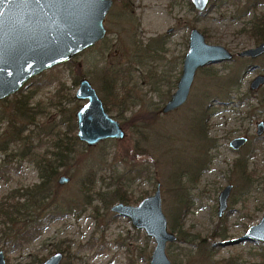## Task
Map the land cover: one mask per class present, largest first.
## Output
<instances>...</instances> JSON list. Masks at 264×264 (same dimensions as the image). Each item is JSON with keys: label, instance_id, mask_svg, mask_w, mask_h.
<instances>
[{"label": "rangeland", "instance_id": "obj_1", "mask_svg": "<svg viewBox=\"0 0 264 264\" xmlns=\"http://www.w3.org/2000/svg\"><path fill=\"white\" fill-rule=\"evenodd\" d=\"M112 1L104 19L103 39L74 56L75 63L70 59L43 71L0 101V147L7 143L3 133L10 119L26 137L24 142L10 141L6 153L0 151L2 205L22 202L14 196L18 195L15 191L22 193L40 181L35 164L23 155L24 151L34 150L40 141L37 153L51 150L50 142L68 134L71 125L76 135L75 113L84 103L75 97L79 80L87 78L102 96V70L112 67L126 71L116 85L126 97V109L108 112L121 123L125 137L94 146L77 141L74 157L60 169L52 187V198L63 212L51 218L48 211H42L37 219L39 235L31 241L12 243L24 216H17L18 223L10 229L0 211V250L6 264H39L61 249L65 251L60 264H148L154 240L134 228L129 218L110 210L118 202L112 192L122 183L121 191L131 197L128 204L136 205L153 194L159 182L168 229L178 236L170 227L177 213L172 174L177 166H191L195 154L189 134L191 117L194 110H199L197 103L205 91L214 92L213 75L222 76L243 66L247 68L240 70L241 87L232 101L211 102L208 134L216 145L210 150L211 161L198 183H186L190 206L180 218L186 240L177 238L168 243L166 253L172 264H207L199 249L212 247L207 259L210 264H264V242L240 240L247 226L257 223L264 212V133L255 136L256 123L264 121V85L258 91L249 89V82L257 74H264V55L256 59L236 56L255 45L241 30L253 15L264 13V2L242 15L245 0H221V4L208 5L203 12H197L190 0ZM193 27L205 35L207 42L230 50L234 58L199 69L187 101L178 109L162 113V105L175 90ZM166 93L170 95L165 97ZM242 97L243 103L239 104ZM18 100L24 101L31 123L14 112ZM156 104L159 109L152 115ZM43 133L51 135L45 137ZM237 135L248 136L249 143L235 153L228 141ZM249 152L251 182L242 187L233 162ZM61 174L70 178L68 183L57 184ZM227 184L233 188L227 208L218 216L217 196ZM86 200L89 205H85ZM36 210L31 212L36 214Z\"/></svg>", "mask_w": 264, "mask_h": 264}, {"label": "water", "instance_id": "obj_2", "mask_svg": "<svg viewBox=\"0 0 264 264\" xmlns=\"http://www.w3.org/2000/svg\"><path fill=\"white\" fill-rule=\"evenodd\" d=\"M210 0H190L197 12L207 9ZM112 0H0V101L17 93L32 77L62 64L104 38V19ZM264 54V41L236 53L238 57L255 59ZM234 54L226 47L211 44L205 35L193 27L188 35V48L175 90L160 111L168 113L181 107L190 93L197 71L208 65L228 62ZM264 85V74H257L249 88L257 90ZM75 97L85 102L77 109L76 137L88 146L106 139H123L121 123L105 109L96 90L87 78H81ZM264 133V121L256 124L255 134ZM244 135L233 137V149L246 144ZM68 180L60 177L59 182ZM161 184L157 182L153 194L136 205L117 202L110 210L129 218L132 226L144 231L154 240L148 264H172L166 253L168 243L177 241V235L168 229L161 207ZM232 184L224 186L217 196V215L225 211ZM240 240L264 242V212L255 224H249ZM61 251L54 252L39 264H60ZM0 264H6L0 250Z\"/></svg>", "mask_w": 264, "mask_h": 264}, {"label": "trees", "instance_id": "obj_3", "mask_svg": "<svg viewBox=\"0 0 264 264\" xmlns=\"http://www.w3.org/2000/svg\"><path fill=\"white\" fill-rule=\"evenodd\" d=\"M221 0H210L209 6H216L221 4ZM264 0H245L243 4L242 15H248L252 10H256L258 5L263 3ZM242 32H245L255 44H258L264 41V13L260 15H253L250 23L243 27ZM147 46V45H146ZM70 63H75L74 60H70ZM205 66L204 69H206ZM247 66H243L240 69H237L232 72H227L225 75H213V86L215 90L214 92L205 91L203 94L202 100L198 104L199 110L195 112L191 117L192 122L189 129V134L193 139V150L194 155L191 157L192 162L191 166H182L178 167L175 172L172 174L173 178V191L175 192V200L177 203V213L173 217V220L170 223V227L172 230H176L178 233L177 238L181 240H186L181 231L182 223H180L181 212L187 211L190 204L188 200V191L186 183H190L191 185H195L199 181V177L201 172L208 166L211 161V157L209 156L210 150L215 147L216 141L214 138L210 137L208 134V122H209V109L211 106V102L218 101L221 102L227 100L228 103L232 101L234 97V93L239 90L241 87V72L240 70H245ZM202 70V68H200ZM126 71L123 68L114 69L112 67H107L102 70L101 74V85L99 90L101 91L102 96L101 99L103 101L104 107L107 112L118 109L125 110L126 109V97L125 95H121L117 89L118 79L122 77ZM76 82V81H75ZM254 92V91H250ZM168 93L165 94L167 97ZM233 95V96H232ZM226 97L225 99L223 97ZM217 97V98H216ZM221 97V98H220ZM212 98V99H211ZM217 100H215V99ZM264 99V94H263ZM244 98H239V104L243 103ZM258 103H262L263 101L258 100ZM208 103V104H207ZM110 107H109V106ZM14 112L16 114H20L24 116L25 119L31 123V116L27 115L26 107L24 105L23 100H18L14 104ZM153 114H155V110H158L159 107L155 106L153 108ZM1 119V117H0ZM13 120H8V126L3 133V135L7 136V143L5 146L0 147V151L7 152L9 148L10 141L20 140L24 142L26 140L25 136H22L23 129L20 127H16ZM69 133H63L62 136L58 135L50 142L51 150L45 151L42 154L37 153L38 148L41 145V141L39 145L35 147L34 150L24 151L23 155L30 159L32 163L35 164L36 169L39 174L40 181L33 186L24 189L22 193H19V190H16L15 193L19 198H22L23 201L20 202L18 200H14L12 202H4L5 204L0 205V211L4 218V224L8 223V228L12 229L17 223L20 214L24 216L22 220V226H20L19 230L13 234V241L15 245H20L23 243H27L31 241L33 238L39 235V226L40 223L37 221L38 216L42 211H48L47 213L51 218L60 215L63 212L60 204H57L55 200L52 198L54 190L52 189L53 184L56 180V177L59 173V169L64 168L67 163L68 153L72 152L74 149V145L77 143L78 139L76 135L73 134L75 131V126L71 125L69 127ZM51 135L50 133H43V136ZM252 152L246 153L245 155H241L237 157L234 162V168L239 175V178L242 180V187H245L246 184H250L251 172L248 168V160ZM144 171V170H142ZM142 171L137 172V175H140ZM123 187L122 183H119L115 190H113L112 194L116 197L118 202L129 203L131 201V197L121 191ZM103 202V198L98 196ZM14 198V197H13ZM90 202L86 200L85 205H89ZM49 206H52L50 210H47ZM34 207V209H32ZM35 208L38 213L34 214ZM73 213V212H70ZM212 247H203L201 246L199 249V254L202 257V261L208 263L207 259L211 255ZM64 252V249H61ZM65 264H72V262L67 261ZM63 263V264H64Z\"/></svg>", "mask_w": 264, "mask_h": 264}, {"label": "flooded vegetation", "instance_id": "obj_4", "mask_svg": "<svg viewBox=\"0 0 264 264\" xmlns=\"http://www.w3.org/2000/svg\"><path fill=\"white\" fill-rule=\"evenodd\" d=\"M235 55V54H234ZM264 55V54H263ZM262 56V55H261ZM260 56V57H261ZM259 58V57H258ZM250 59V58H249ZM256 59V58H255ZM233 60V59H232ZM209 66V65H208ZM205 67V66H204ZM203 68V67H202ZM36 76H38V75H36ZM35 77V76H34ZM33 78V77H32ZM251 82V81H250ZM250 82H249V84H250ZM262 87V86H261ZM260 88V87H259ZM259 88L257 89V90H251L250 88V90L251 91H258L259 90ZM170 97V96H169ZM5 100V99H4ZM85 102V101H84ZM257 124V123H256ZM237 136H239V135H237ZM244 136H246V135H244ZM255 136H257L256 134H255ZM235 137V136H234ZM247 138H248V136H246ZM258 137V136H257ZM77 138V137H76ZM233 138V137H232ZM232 138H230V140L232 139ZM78 139V138H77ZM106 140H108V139H106ZM229 140V141H230ZM78 141H80V140H78ZM103 141H105V140H103ZM229 141H228V147L232 150V151H234L235 153H238V152H240V150L244 147V146H246L248 143H249V138H248V141L246 142V144L245 145H243V146H241V147H239L238 149H233V148H231L230 146H229ZM81 142V141H80ZM100 142H102V141H100ZM99 142V143H100ZM84 143V142H83ZM75 153V150H73L72 152H70V153H68V156H67V163H69L70 162V160L74 157V154ZM67 163H66V165L65 166H67ZM61 169V168H60ZM60 169H59V173H60ZM59 173H58V175H59ZM60 177H63V174H61L58 178H57V184H60V185H63V184H66V183H68L69 182V180H70V178L68 177V176H64V177H67L68 178V180L66 181V182H63V183H60L59 182V179H60ZM232 188H233V186H232ZM232 190V189H231ZM231 193V192H230ZM230 196V195H229ZM229 198V197H228ZM63 253V252H62ZM64 254V253H63ZM5 261H6V259H5Z\"/></svg>", "mask_w": 264, "mask_h": 264}]
</instances>
